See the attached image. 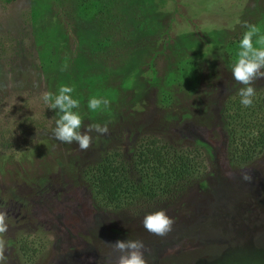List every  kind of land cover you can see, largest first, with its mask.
<instances>
[{
  "label": "rangeland",
  "instance_id": "rangeland-1",
  "mask_svg": "<svg viewBox=\"0 0 264 264\" xmlns=\"http://www.w3.org/2000/svg\"><path fill=\"white\" fill-rule=\"evenodd\" d=\"M244 22L264 33V0H0L7 264H111L117 239L142 241L147 264H264V151L235 161L217 125L222 100L243 86L231 69ZM134 64L137 73H122ZM62 84L74 87L85 125H108L107 135L91 133L87 151L52 135L59 113L42 94ZM94 96L110 106L90 111ZM144 135L192 148L203 166L172 201L133 213L95 202L80 166L109 147L125 155ZM161 209L175 221L164 237L142 225Z\"/></svg>",
  "mask_w": 264,
  "mask_h": 264
},
{
  "label": "trees",
  "instance_id": "trees-1",
  "mask_svg": "<svg viewBox=\"0 0 264 264\" xmlns=\"http://www.w3.org/2000/svg\"><path fill=\"white\" fill-rule=\"evenodd\" d=\"M2 1L10 3L15 0ZM228 49L227 53H230ZM47 60L41 58L45 64ZM41 61L31 63V70H41ZM123 61L120 62L122 68ZM136 66H129L122 73L125 74V71L129 76L134 75L138 71L134 70ZM1 68L0 81L5 78ZM187 79L192 83L196 81L191 75ZM134 80L132 84H136ZM254 87L256 96L251 107L241 105L238 95L240 88L229 90L219 106L217 125L223 129L230 157L241 164L264 151V84ZM200 112L204 114L205 110ZM186 116L184 113L180 117ZM126 151L122 155L119 150L109 147L93 162L80 166L79 173L82 175H78L82 177L79 181L92 192L95 202L120 210L125 208L130 213L145 203L172 201L183 192L182 186L189 185L195 178L196 168L203 166L202 160L195 159L192 148L174 147L168 140L162 141L149 135L132 140ZM21 246L29 250L25 243Z\"/></svg>",
  "mask_w": 264,
  "mask_h": 264
},
{
  "label": "clouds",
  "instance_id": "clouds-1",
  "mask_svg": "<svg viewBox=\"0 0 264 264\" xmlns=\"http://www.w3.org/2000/svg\"><path fill=\"white\" fill-rule=\"evenodd\" d=\"M243 26L247 30L239 40L237 59L232 66L231 74L238 84L243 85L238 90L241 105L249 108L253 105L256 96L255 81L264 79V33L257 25L244 22ZM66 69L67 64H64L61 70ZM74 90L73 86L62 84L56 94L44 92L42 100L49 109L57 110L59 113V118L56 119L55 127L52 129L53 137L64 144L75 142L81 151H87L93 141L91 133L107 135L109 128L107 124H84L81 115L74 111L80 107V101L73 98ZM110 103L111 101L107 98L94 96L88 100L87 107L90 111L96 112L107 109ZM242 179L251 182L252 176L245 172ZM7 219V209H0V264H7L6 242L3 238L8 231ZM174 223V219L169 217L163 209L145 215L142 220V225L147 232L160 237L167 236L172 231ZM108 243L116 254V259L111 261V264H147L144 255L145 246L142 241L117 239Z\"/></svg>",
  "mask_w": 264,
  "mask_h": 264
}]
</instances>
